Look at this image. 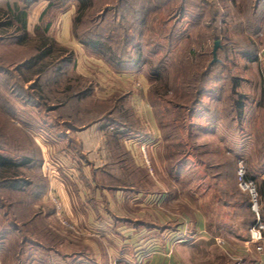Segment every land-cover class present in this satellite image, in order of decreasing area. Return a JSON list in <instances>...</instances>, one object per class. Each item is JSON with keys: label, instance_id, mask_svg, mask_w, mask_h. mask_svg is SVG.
Listing matches in <instances>:
<instances>
[{"label": "rangeland", "instance_id": "obj_1", "mask_svg": "<svg viewBox=\"0 0 264 264\" xmlns=\"http://www.w3.org/2000/svg\"><path fill=\"white\" fill-rule=\"evenodd\" d=\"M145 1L150 3L147 11L140 10L143 0H93L92 7L75 23L77 0H0L4 9L7 3H18L27 12L26 36L16 22L9 27V19H0V152L14 159L38 152L46 157V173L39 165L24 168L34 185L23 193L0 185V231L22 227L28 220L27 211L36 210L34 203L16 202L30 200L27 194L34 189L43 190L45 174L50 181L55 168L61 166L59 156H65L57 151V159L51 158L49 147L58 132L65 134L68 129L96 123V134L101 131L107 137L106 149L117 146L114 135L123 134L117 131L120 124L156 134L141 139L122 136L128 146L140 150L149 175L143 183L132 184L147 193L140 198L131 194L126 201L122 198L117 203L120 208L147 212L148 216L141 218L147 223L172 228L177 223L186 230L197 226L195 216L205 215L212 229L226 236L245 220L246 209L235 207V202H242L239 192L249 199V193L239 186L240 164L256 184L264 170V60L259 59V54H264V4L260 3L254 17L252 0L234 4L220 0L216 7L221 15L216 22L211 14L214 6L203 0ZM184 1L186 13L178 10ZM222 13L226 17L223 24ZM67 18L77 48L61 42ZM216 29H220L219 38ZM45 38L58 43L55 49H71L75 59L60 64V71L51 67L38 76L40 64L50 62V56L34 66L24 63ZM89 40L101 44L95 48ZM216 41L219 46L214 60ZM78 60L93 70L90 75L77 71ZM212 62L202 83L201 75ZM122 74L129 76L128 86L120 83ZM79 76L83 80L77 79ZM69 84L84 90V95L63 105ZM142 90L144 102L139 99ZM195 97L201 101L195 103ZM239 100L244 103L242 116L236 105ZM106 149V157L102 153L97 160L101 168L108 169L111 154ZM71 152V159L76 160ZM225 202H230L229 206ZM52 203L62 212L59 200ZM102 204L99 206L104 208ZM42 206L38 204L39 209ZM161 213L163 218H158ZM62 214L51 219L52 225L70 229L74 237L77 225ZM27 234L4 237L9 259L15 257L20 241L30 236ZM185 237L183 233L174 239ZM201 241H196L195 264H238L230 255L220 257L217 251L212 261Z\"/></svg>", "mask_w": 264, "mask_h": 264}, {"label": "crops", "instance_id": "obj_2", "mask_svg": "<svg viewBox=\"0 0 264 264\" xmlns=\"http://www.w3.org/2000/svg\"><path fill=\"white\" fill-rule=\"evenodd\" d=\"M65 23L61 42L77 48L71 34V20L67 18ZM75 67L86 76L93 71L80 60ZM119 78L125 86L131 82L126 74L119 75ZM144 94L142 90L139 96L143 102L146 100ZM98 127L99 123H96L68 129L65 134L63 130L58 132V137L49 147L52 148L51 158L57 159L54 156L57 151L65 156H59L62 164L54 166L55 173L50 181L45 174V187L34 201L36 210H28V220L11 233L30 234L25 236L26 242H23L24 239L20 241L25 251L9 259L7 238H3L0 241L3 243L0 246V264H9V260L12 264H195L197 240H202L212 261L216 259L217 251L220 257L230 255L238 264H264V240L261 242L262 249L258 248L259 242L250 241V231L244 221L240 222L241 226L231 229L232 235L226 236L212 229L205 215L195 216L198 218L197 226L192 225L186 230L177 223L173 228L147 223L141 219L148 216L147 212L132 211L130 206L120 208L117 203L122 198L126 201L131 199V194L140 198L147 193L132 184L143 183L149 175L140 150L136 146H128L122 138L137 135L141 139L156 134L141 131L119 137L113 134L117 146L106 149L104 143L107 137L102 136L101 131L96 134L94 129ZM104 127L105 124H102L101 128ZM71 149L76 160L71 159ZM105 149L111 154L108 169L101 168L98 163L102 153L106 157ZM79 152L81 156H77ZM44 154L42 169L46 173ZM140 172L142 176H139ZM258 188L264 211V170L259 174ZM53 199L59 200L63 206L62 215L77 225L78 229L72 231L74 237L70 236L73 234L70 229L60 224L58 228L52 225L51 219L58 218L62 213L52 203ZM101 202L104 208L99 206ZM38 204L43 205L42 208L39 209ZM133 217L136 219L132 220ZM157 217L163 218V214ZM183 233L187 237L180 241L174 239Z\"/></svg>", "mask_w": 264, "mask_h": 264}, {"label": "trees", "instance_id": "obj_3", "mask_svg": "<svg viewBox=\"0 0 264 264\" xmlns=\"http://www.w3.org/2000/svg\"><path fill=\"white\" fill-rule=\"evenodd\" d=\"M77 1L79 2V7L77 10V14L75 16V23H78L79 21H81V18H82L81 16L84 15L92 7V3H93V0H77ZM203 1L209 7L214 6L213 12L211 13L212 14V20L217 22V17H218V15L219 16L221 15V12L216 7V5L218 3H220V0H217V1L203 0ZM223 2H224V0H221V3H223ZM236 2H237V0H229V3L234 4ZM251 2H252V15L255 17L258 14V9H259L260 3L264 4V0H252ZM148 4L150 5L149 2H146L145 0H143L141 7H140V10H143V11L146 10L147 11L149 9ZM185 6H186V2L184 1L178 7L179 12L186 13V7ZM117 7H119V4H117ZM108 10H109V8H107L106 11H108ZM224 14L225 13H222L223 17L225 16ZM2 18L9 19V23H8L9 27H11L12 24L14 22H16L18 30L22 31L24 36L27 35V12L25 9L21 8L18 3H14V4L7 3L6 9L0 7V19H2ZM225 19H226V17H224L221 20V24L225 23V21H226ZM261 19L263 20V18H261ZM140 21L142 24H145V16ZM216 27L219 28V25L217 24ZM216 30H217V33H216L217 37L216 38H219V30L220 29L219 30L216 29ZM88 43H89V45H91L95 48H97L101 44V42L99 40H89ZM57 44L58 43L55 40L50 39V38H45L44 41L42 42V46L41 45L36 46L37 48L35 49L34 54L26 60L24 65L29 66V67H30V65L34 66L36 63L44 61V59H46L50 56L51 61L47 62V64L46 63L43 64V62H42V64H40L39 70L35 74H37L38 76H41L44 73H46L51 67H54L55 69L57 68L56 70L60 71V69L62 68V67H60V64L67 65L69 63H72L75 59L74 58L75 56H74V52L66 46H59L60 48L55 49V46ZM57 51H58V54H56ZM256 57L258 58L257 54L254 56V59H256ZM213 65H214V62H212L208 65V68L206 69V71L204 70L199 81H201L202 83L205 82V77L207 76L208 72L212 69ZM77 79L83 80V77L79 76ZM203 89L204 88L197 90L198 94H201ZM83 91H79V88H76V86H74V85H71V84L67 85L65 90H64V93H65L64 95H66L67 101H64L63 105L64 104L66 105L65 102H68V100L71 98H74V97L76 98V97L84 95ZM198 101H201L200 98L195 97L194 102L197 103ZM236 105H237V110H238L239 115L242 116L243 109H244V103L242 102V100H239L236 103ZM118 130L120 132H122L123 134H133V133H139L140 132V130L132 129L129 126H125L124 124H120L118 126L117 131ZM41 155H40V152H38V154L36 156H35V154H31V156L27 155V156L18 157L17 159H14V158L6 156L2 152H0V185H2L4 187H9L12 190H17L20 193H23V191H26L27 188H29L30 186H33L34 182L32 180H30L28 177H26V174L24 173V168H27V167L33 168L36 165H39V167L42 168L43 157ZM246 177L254 179V176H252L250 174L247 175ZM43 183L45 184L44 181H43ZM38 185H41V184H38ZM38 185H37V187L36 186L35 187L38 188ZM44 187H45V185H44ZM257 188H258V184H257ZM42 191L43 190H40V189L39 190L34 189L33 192H31L30 194H27V197H29L30 200H27V199L25 200L23 198V199L17 200L16 203L25 204V202H29L30 206H31L34 203L35 198L37 196H39ZM258 191H259V188H258ZM259 194H260V191H259ZM237 195L242 197V202L239 204H238V202H235V207L237 206V208L246 209L247 214H246L245 220H243V221L247 225V227L249 228V231H250L251 227L256 222V214L252 209V202L250 200V196L248 199L243 194H241V192H239ZM260 202H261V200H260ZM224 204L229 206L230 202H225ZM260 211H261L262 218L264 219V211H263L262 207L260 208ZM16 229H18V225L13 226V228H10L8 230H7V228H5L2 231H0V237L3 236L2 237V239H3L9 233H12ZM15 234H18V233L16 232ZM26 240L27 239L24 237L23 242H26ZM22 244L23 243H21V242L18 244L19 249H18L17 254H19V252L24 253L25 248Z\"/></svg>", "mask_w": 264, "mask_h": 264}, {"label": "built area", "instance_id": "obj_4", "mask_svg": "<svg viewBox=\"0 0 264 264\" xmlns=\"http://www.w3.org/2000/svg\"><path fill=\"white\" fill-rule=\"evenodd\" d=\"M259 59L261 61L264 60V54L262 52L259 54ZM239 175L241 177L239 186L244 191H247L249 193L250 200L252 202V209L256 214V222L250 229V241L259 242L258 248L262 249L263 245L261 244V242H263L264 240V219L262 218L260 211L261 202L257 184L254 179L246 177V172L242 163L240 164ZM54 201L56 202V199H54ZM65 224L71 228H74L70 223Z\"/></svg>", "mask_w": 264, "mask_h": 264}, {"label": "water", "instance_id": "obj_5", "mask_svg": "<svg viewBox=\"0 0 264 264\" xmlns=\"http://www.w3.org/2000/svg\"><path fill=\"white\" fill-rule=\"evenodd\" d=\"M218 46H219V42L216 41L215 46H214V50H213L214 60L216 59V56H217Z\"/></svg>", "mask_w": 264, "mask_h": 264}]
</instances>
